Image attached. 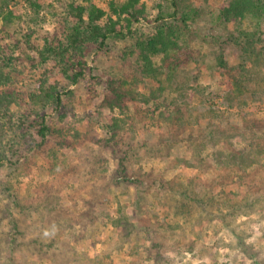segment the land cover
<instances>
[{
    "label": "rangeland",
    "instance_id": "374dc122",
    "mask_svg": "<svg viewBox=\"0 0 264 264\" xmlns=\"http://www.w3.org/2000/svg\"><path fill=\"white\" fill-rule=\"evenodd\" d=\"M2 1L16 16L0 39V65L13 72L7 88L17 105L6 133L16 153L0 166V264H264V50L260 76L231 100L217 68L223 51L226 70L237 72L241 46L231 37L252 22H220L227 0H139L145 10L131 36L103 47L87 42L80 58L68 54L70 67L78 59L83 66L72 85L48 47L64 42L65 21L75 22L70 4L110 13L108 1L38 0L37 11L28 0ZM186 11L195 14L184 25ZM161 25L181 33L175 76L183 89L108 108L110 79L133 82L146 96L156 87L135 45ZM162 59L152 63L165 73ZM41 82L61 92L59 110L29 102ZM170 103L192 108L198 122L167 125L158 112ZM209 107L221 117L202 118ZM44 120L62 136L50 132L28 151V133ZM248 155L253 178L240 182ZM117 217L121 228L112 224Z\"/></svg>",
    "mask_w": 264,
    "mask_h": 264
},
{
    "label": "trees",
    "instance_id": "16d2710c",
    "mask_svg": "<svg viewBox=\"0 0 264 264\" xmlns=\"http://www.w3.org/2000/svg\"><path fill=\"white\" fill-rule=\"evenodd\" d=\"M108 10L110 13L103 11L100 8L90 4L88 7L80 4H70L69 14L75 18L74 23L64 22L65 36L64 42L54 47H48V51L54 54L56 63L59 64L61 74L64 76L70 84H76L77 81L83 75L82 62L78 59L76 64H69L67 59L70 53V60L74 57L80 58L84 52L87 42H96L99 47L105 46L108 38L113 39H125L127 35H132V23L139 22V16L144 13V6L139 5V0H125L122 2H116L117 0H107ZM28 3L37 11L39 9L38 0H28ZM5 3L2 1L0 4V39H4V33L7 32V27L13 22L14 16L11 8H6ZM6 8V9H5ZM195 13L186 11L180 14V21L187 25L192 19ZM124 16V17H123ZM18 17V16H17ZM106 17L103 25L99 24L101 19ZM144 17V16H143ZM175 15H173V18ZM124 18V19H123ZM162 14H159L157 19H162ZM120 20H123L121 26ZM218 20L221 22H231L234 27L241 26L247 21H251L252 25L244 29H239L238 37H231L238 45L241 46V61L237 65L236 73L230 74L225 53L222 51L217 57V68L222 83L226 86V90L223 95L227 99H232L239 94H242L244 90L248 88L249 82H252L254 77L260 76L261 56L264 50V31L261 29V22L264 21V0H227L221 8L218 16ZM239 28V27H238ZM181 33H176V29L165 32L163 25L159 27L156 33L152 36L145 37L136 41V48L139 51V56L143 62V74L148 78H151L156 83V87L151 89L150 95L146 96L139 93L134 89L133 82L122 81L121 83H115L113 79H110L105 87L111 94V100H106L108 108H122L125 104V100L138 101L141 104H148L151 101H155L160 98L166 88L173 90H182L184 85L181 81H178L175 76L176 72V60L178 59V49L180 44L177 42L180 39ZM237 39H240L242 43H239ZM259 44L257 49L256 44ZM0 45V50H1ZM162 56V60L169 61L168 64H164L167 69L163 73L159 71L157 67L153 66L152 57ZM8 65H0V166L4 162H10L9 156H13L16 153V147L14 146L12 138H7L6 133L10 130V124L12 120L11 108L17 105V96L7 86L11 84L13 80L12 70L5 71ZM162 69V68H161ZM163 76V77H162ZM260 81H264V76H260ZM182 96V95H181ZM30 103L45 107L47 104H54L53 109L59 110L61 105V92L53 85H45L44 82L38 84L34 91L28 94ZM171 106V107H170ZM192 108H187L184 111L178 106L169 104V109L164 107L163 111H159L160 120L164 121L173 129H184L190 127L198 122V118L194 116ZM214 118L218 119L221 115H217L216 111L209 107L202 118ZM114 124V125H113ZM117 127V123L114 121L112 125H108L107 129L110 132H114V128ZM60 134L62 136V130H51L50 124L47 121H43L40 128L35 131V134L28 133L26 137L28 140L34 142V146H31L28 151L39 149L46 141L49 133ZM255 151H252L254 153ZM245 162L241 167V174L239 175L240 182L247 180V177H251L252 173L248 172L247 168L251 167L255 162L253 157L248 155L246 158H242ZM253 178V176H252ZM225 185V181L223 182ZM252 190L258 189L255 184L251 187ZM122 217H117L112 221L115 227H120ZM121 228V227H120Z\"/></svg>",
    "mask_w": 264,
    "mask_h": 264
}]
</instances>
